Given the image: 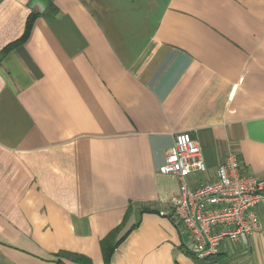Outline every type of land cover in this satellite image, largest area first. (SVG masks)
<instances>
[{
  "label": "crops",
  "instance_id": "obj_1",
  "mask_svg": "<svg viewBox=\"0 0 264 264\" xmlns=\"http://www.w3.org/2000/svg\"><path fill=\"white\" fill-rule=\"evenodd\" d=\"M179 132L190 186L230 152L264 179V0H0V264H264V202L246 242L190 252Z\"/></svg>",
  "mask_w": 264,
  "mask_h": 264
},
{
  "label": "built area",
  "instance_id": "obj_2",
  "mask_svg": "<svg viewBox=\"0 0 264 264\" xmlns=\"http://www.w3.org/2000/svg\"><path fill=\"white\" fill-rule=\"evenodd\" d=\"M200 142L179 132L160 167L179 181L170 200L171 216L192 239L190 252L199 260L215 257L224 241L246 242L261 229L256 207L264 202V179L242 172L236 152H230L212 181L190 186L188 177L207 172ZM161 214H167L162 211Z\"/></svg>",
  "mask_w": 264,
  "mask_h": 264
},
{
  "label": "trees",
  "instance_id": "obj_3",
  "mask_svg": "<svg viewBox=\"0 0 264 264\" xmlns=\"http://www.w3.org/2000/svg\"><path fill=\"white\" fill-rule=\"evenodd\" d=\"M33 22V18L30 17L28 22H27V26L30 27V25ZM115 232H111L109 233V235L107 237H105L102 241V247H103V251H104V255L106 257H109L110 253L113 251V246H114V238H115ZM77 258H81L79 255H77Z\"/></svg>",
  "mask_w": 264,
  "mask_h": 264
}]
</instances>
